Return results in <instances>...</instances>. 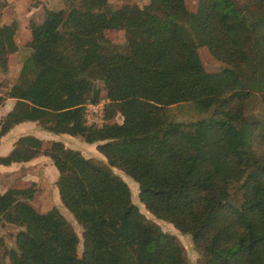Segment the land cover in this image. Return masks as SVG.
Masks as SVG:
<instances>
[{
  "label": "trees",
  "instance_id": "16d2710c",
  "mask_svg": "<svg viewBox=\"0 0 264 264\" xmlns=\"http://www.w3.org/2000/svg\"><path fill=\"white\" fill-rule=\"evenodd\" d=\"M107 1L76 0L28 20L31 53L0 95V104L14 99L0 137L30 121L96 143L108 166L137 182L150 214L190 235L203 264H264V121L245 113L253 95L264 103V0H198L193 10L185 0L117 8ZM16 30L0 24L1 69L17 50ZM110 31L124 32L122 49ZM198 46L223 64L219 70L204 67ZM101 90L103 122L90 125L85 104L97 103ZM180 103L211 115L173 120L169 108ZM42 146L21 136L0 164L49 157L59 200L81 227V255L57 207L29 204L37 190L30 183L0 192V223L23 227L10 264H186L177 238L139 212L128 184L107 166L60 141Z\"/></svg>",
  "mask_w": 264,
  "mask_h": 264
},
{
  "label": "rangeland",
  "instance_id": "374dc122",
  "mask_svg": "<svg viewBox=\"0 0 264 264\" xmlns=\"http://www.w3.org/2000/svg\"><path fill=\"white\" fill-rule=\"evenodd\" d=\"M72 1L76 0H0V3H3V5H0V23L14 22L17 27L15 37L17 50L7 55L6 68L1 69L0 67L1 96L4 97L10 87L14 83H16L23 61L31 53V49L28 48L25 44L26 39L29 37V31L26 27L28 19L32 18L35 21H41L43 19V11L45 8H49L52 10H68L72 6ZM128 1L129 0H108L107 6L117 8ZM135 1L139 6H144L148 3L149 0ZM197 1L198 0H185L187 7L191 10L196 7ZM44 3L46 5H44ZM107 38L118 49H122L125 44V35L123 31L107 32ZM189 39L192 43L197 42L196 37L193 36V34L189 35ZM197 51L202 64L207 70H219L223 65L220 61L214 59L210 55L206 46H198ZM96 84L97 86H100L102 88L101 82L96 81ZM104 94V90H101V99L99 100V102L104 101L105 104L107 102V99L104 97ZM7 101H9V99L0 104V121L3 117V115L1 114L5 113L6 111L5 103H7ZM169 112L173 120L185 123L195 121L197 119L208 118L211 115V110L202 111L192 103H180L173 105L169 108ZM245 113L248 118H255L264 121V103L260 100L258 95H253L249 99V101L247 102ZM114 120L116 122H121L122 119L121 116L117 114L114 117ZM45 135H49L51 139H44L42 146L43 148H48L52 141H60L67 148L76 149L80 151L83 156L91 158L95 161H99L103 163V165L107 166L109 171L119 176L128 184L131 192V200L138 207L139 212L149 222L156 224L161 229V231L172 234L177 238L184 249L186 264H203L201 260V254L193 245L190 235L180 233L171 223L161 219H157L152 214H150L139 200L137 182H135L130 176L124 174L121 170L108 166L105 157L96 149V143L88 144L82 141L80 137L70 136L68 134L50 132ZM42 156L45 155L42 154ZM45 157L46 158L40 157V161H36L37 164H27V166H21L19 170H16V172L12 175L9 176L7 174L4 177L0 178V192H3L5 189L11 186L25 187L30 185V179L25 180L26 182H17V180L21 177H30L35 179L36 181L32 182V184L35 185L37 190L33 199H30L28 201L29 204L41 212L46 211L47 209L52 207L53 204H57L56 206L64 215L73 231L79 237L77 251L78 254L81 255V227L75 221L73 215L61 204L58 198V193L56 190L57 188L53 180L52 172L49 170V164H51L54 173H56L57 175V178L58 173L49 157ZM235 183L234 185H232L231 191L233 193V198L237 199L238 193L236 191ZM57 200L58 203H54ZM22 229L23 227L20 226L0 223V264H10L7 253L10 249L16 248L15 235L19 230Z\"/></svg>",
  "mask_w": 264,
  "mask_h": 264
},
{
  "label": "crops",
  "instance_id": "0c3cea01",
  "mask_svg": "<svg viewBox=\"0 0 264 264\" xmlns=\"http://www.w3.org/2000/svg\"><path fill=\"white\" fill-rule=\"evenodd\" d=\"M44 5H46V4L44 3ZM3 23H9V22H3ZM13 104H14V99H9V101H7V103H5L6 111H5V113H2L1 115H5L12 108ZM47 133H50V132L41 128L36 122L25 121V122H21V123L16 124L5 135L0 137V157L6 156L10 153V151L13 149L14 142L19 137L24 136V135H33V136L39 138L42 141V145H43L44 139H51L49 137V135L48 136L45 135ZM40 157L46 158L45 156L41 155V156H36L27 162H13V163H10L7 165L0 164V178L4 177L7 174L9 176L12 175L13 173L16 172V170H19V168L21 166H27V164H37L36 161L39 162ZM32 162H34V163H32ZM41 162H44V161H41ZM49 170L52 172L53 180L55 182L57 175H56V173H54L51 164H49ZM29 179L31 180V183L36 181L35 179L30 178V177H28V178L21 177L17 180V182H19V183L26 182L25 180H29ZM54 203H58V200ZM56 205L53 204V206L57 207Z\"/></svg>",
  "mask_w": 264,
  "mask_h": 264
},
{
  "label": "built area",
  "instance_id": "2783aa9c",
  "mask_svg": "<svg viewBox=\"0 0 264 264\" xmlns=\"http://www.w3.org/2000/svg\"><path fill=\"white\" fill-rule=\"evenodd\" d=\"M104 101L85 104V119L88 124L100 126L103 122Z\"/></svg>",
  "mask_w": 264,
  "mask_h": 264
}]
</instances>
